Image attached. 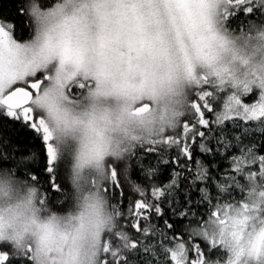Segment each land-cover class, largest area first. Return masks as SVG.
<instances>
[{
    "label": "rangeland",
    "instance_id": "1",
    "mask_svg": "<svg viewBox=\"0 0 264 264\" xmlns=\"http://www.w3.org/2000/svg\"><path fill=\"white\" fill-rule=\"evenodd\" d=\"M246 2L260 7L258 23L246 30L226 22V0H50L38 7L46 13L36 17L34 35L25 42L16 41L12 26L0 21V101L11 86L50 71L21 112L52 129L46 132L48 147L67 168L73 190L69 206L48 212L18 194L13 178L0 174L1 243H26L42 264H102V254L111 253L124 233L106 199L113 179L110 173L107 181L109 162L118 163L147 142L185 143L186 133H196L207 118L195 98L218 106L205 105L215 121L261 118L264 0ZM221 89L228 92L222 108ZM242 93L253 104L229 98ZM142 103L150 110L134 114ZM184 117H192V126ZM247 148L235 154L241 181L229 178L223 190L232 200L235 190L246 199L220 205L205 218L219 259L213 264H252L248 254L258 240L263 246L254 264H264V190L251 170L245 172L250 189L241 183L242 164L259 162L256 151ZM222 208L226 217L217 220ZM182 252L171 241L155 243L135 264H179Z\"/></svg>",
    "mask_w": 264,
    "mask_h": 264
},
{
    "label": "trees",
    "instance_id": "2",
    "mask_svg": "<svg viewBox=\"0 0 264 264\" xmlns=\"http://www.w3.org/2000/svg\"><path fill=\"white\" fill-rule=\"evenodd\" d=\"M28 1L0 0V21L12 26L13 37L19 42H25L34 35L36 17L46 13L38 7H45L50 0L40 3L31 0L29 5ZM173 2L179 4L181 0ZM226 3L223 11L230 26L246 30L251 24L258 23L260 7L256 2L226 0ZM179 6L175 5L177 11H180ZM49 73L47 70L36 77ZM244 93L229 98L253 104ZM226 97L228 92L221 89V108ZM195 99L207 118L196 133H186V144L163 142L160 145L155 140L143 146L136 145L123 160L116 164L109 162L105 167L107 181L110 173L114 179L110 182L109 197L105 198L108 204L114 205V209L109 207L110 210L123 221L124 233L111 253L107 250L102 254L100 263H141L142 252L150 251L155 243L167 241L182 248L179 264H197L193 256L199 264L219 261L213 252L214 246L208 240L205 218L208 219L220 205L246 199L237 190L234 200L223 193L230 185L229 178L241 181V177L235 175L238 164L235 154L241 148L248 146L247 149L256 151L259 158L256 167L242 164L245 180L241 183L250 189L251 183L245 172L251 170L264 190V162L261 160L264 158V113L259 119L235 116L215 121L214 113L210 117L205 109V105H213L212 101ZM213 106L218 108L216 104ZM191 118L182 120L190 123ZM47 130L51 133L52 129L47 126L43 129L35 120L26 119L21 109L7 110L0 105V174L13 178L12 186L16 192L29 196L43 210L62 212L72 203L70 194L73 190L67 168L59 165L58 153L55 159L48 147ZM52 143L57 150L55 142ZM220 216L217 220L226 217L224 208ZM225 222L221 221L222 224ZM258 241V247L248 254L249 260L254 259L252 264L259 257L256 251L263 246V242ZM29 252L26 243L2 244L0 240V264H42L40 257ZM221 252L225 257L228 255L224 250Z\"/></svg>",
    "mask_w": 264,
    "mask_h": 264
},
{
    "label": "water",
    "instance_id": "3",
    "mask_svg": "<svg viewBox=\"0 0 264 264\" xmlns=\"http://www.w3.org/2000/svg\"><path fill=\"white\" fill-rule=\"evenodd\" d=\"M42 83L43 80L39 78L28 81L25 86L13 87L2 96V105L7 109L28 106L33 98V95L39 93ZM150 107L151 105L149 103H142L137 105L133 109V112L136 114H142L147 112Z\"/></svg>",
    "mask_w": 264,
    "mask_h": 264
}]
</instances>
